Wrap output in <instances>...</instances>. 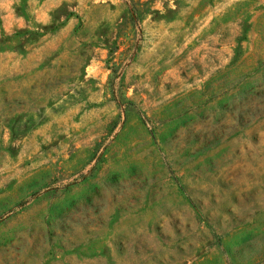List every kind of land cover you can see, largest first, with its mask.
I'll list each match as a JSON object with an SVG mask.
<instances>
[{
    "label": "rangeland",
    "instance_id": "374dc122",
    "mask_svg": "<svg viewBox=\"0 0 264 264\" xmlns=\"http://www.w3.org/2000/svg\"><path fill=\"white\" fill-rule=\"evenodd\" d=\"M0 264H264V0H0Z\"/></svg>",
    "mask_w": 264,
    "mask_h": 264
}]
</instances>
